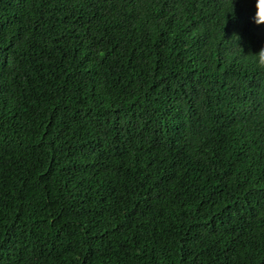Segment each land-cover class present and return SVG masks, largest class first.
<instances>
[{
    "label": "trees",
    "instance_id": "obj_1",
    "mask_svg": "<svg viewBox=\"0 0 264 264\" xmlns=\"http://www.w3.org/2000/svg\"><path fill=\"white\" fill-rule=\"evenodd\" d=\"M254 13L0 0V264H264Z\"/></svg>",
    "mask_w": 264,
    "mask_h": 264
},
{
    "label": "clouds",
    "instance_id": "obj_2",
    "mask_svg": "<svg viewBox=\"0 0 264 264\" xmlns=\"http://www.w3.org/2000/svg\"><path fill=\"white\" fill-rule=\"evenodd\" d=\"M253 22L257 26L264 25V0H255V13ZM233 36L237 37L239 41V36L235 34ZM249 55L253 58V63H255L258 68L264 69V47H262L255 53L250 52L246 56Z\"/></svg>",
    "mask_w": 264,
    "mask_h": 264
}]
</instances>
